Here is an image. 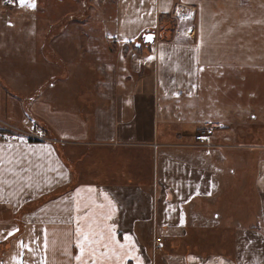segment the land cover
<instances>
[{
  "label": "crops",
  "instance_id": "1",
  "mask_svg": "<svg viewBox=\"0 0 264 264\" xmlns=\"http://www.w3.org/2000/svg\"><path fill=\"white\" fill-rule=\"evenodd\" d=\"M41 1L20 8L34 3L33 14L65 12L71 21L80 8L87 14L90 2L50 0L46 10ZM95 3L103 13L95 25L102 24L119 57L101 67L102 86L82 92L86 101L62 103L57 86L30 104L20 100L24 70L0 57V120L14 128L5 130L12 140L0 139V264H78L77 228L101 231L97 226L104 224L114 227L121 244L126 236L134 242L125 264H264V0ZM181 4L182 18L176 11ZM54 24L50 20L47 30ZM185 28L193 35L177 33ZM148 30L155 39L143 46ZM115 70L122 77L109 84L106 72ZM28 116L52 137L20 135ZM204 122L213 125L214 146L194 138ZM254 139L263 153L253 186L260 222L248 226L247 214L232 217V250L206 248L204 238L191 237L190 212L206 221L201 207L226 201L233 176L222 174L233 175L238 157H232ZM78 149L76 176L70 156ZM137 153L150 163L148 171ZM243 165L241 188L247 185ZM123 190L134 198L126 199ZM109 213L112 219L105 220ZM105 251L101 245L97 254Z\"/></svg>",
  "mask_w": 264,
  "mask_h": 264
},
{
  "label": "rangeland",
  "instance_id": "2",
  "mask_svg": "<svg viewBox=\"0 0 264 264\" xmlns=\"http://www.w3.org/2000/svg\"><path fill=\"white\" fill-rule=\"evenodd\" d=\"M3 1L0 0V57H9L11 61L20 62V66L16 68L20 69V72L24 70L23 73H25L27 79L20 76V100H24L30 104L39 97H45L49 90H52V87L57 86V92L61 96L62 103H79L80 100H85L83 97H86L87 94H82V92L87 91V87L89 89L92 87L93 89L94 87L103 85L102 80L104 78L101 75V67L107 66L106 64L108 63L112 64L113 60L118 61L119 55L117 46L113 41L104 38L102 24L99 27L95 25L97 21L101 22V18H103L100 6L95 3V0H90L87 14L81 16L80 8L79 13L71 21L68 17L64 16L65 12L55 15L49 12L46 14H33L32 8L21 9L19 0H8L7 3ZM42 1L40 3L41 7L48 10V7L52 5L51 1ZM105 12L106 10L104 9ZM52 19H56L57 25L54 24L52 26L53 29L50 31L47 30L46 24L50 20L52 21ZM34 20H37L36 22L40 24L35 31L32 28ZM67 23H69L68 29L63 30L64 25ZM81 25L87 29L88 33L81 31ZM40 32L43 34H40ZM53 34L56 35V40L51 38ZM68 41L71 49L68 46ZM142 45L145 46V42H142ZM87 57H89V62L87 61ZM66 59L68 63H65ZM71 60L72 63L70 62ZM68 64L69 66H67ZM81 65H83V70ZM119 72L116 70L114 73L109 71V76L106 72L105 79L108 80L109 84H113V77L114 79H121L122 76L119 75ZM57 73L62 76L60 81L55 76ZM195 115L198 116L197 114ZM28 117L25 120V122H28L27 125L20 121L19 126L20 135L25 137L28 136L27 132L30 129L29 120H33L37 126L42 128L40 121L37 123L32 116ZM8 129L14 128L12 125L5 124L0 120V133H8V131H5ZM196 130L197 128L193 133ZM50 135L52 137V133L44 131L42 137L48 138ZM256 143L254 139L249 143L250 148L248 147L242 154L232 157H238L237 159H233V175L222 174V177L233 176L232 188L228 191V198H226L224 203H222L223 201L221 203L216 202L217 205L201 207L203 214L208 216L206 218L208 220L199 221V219H194L190 212V219L192 221L191 237L200 236L204 238L201 242L206 245V248L212 250L221 248L232 250L231 247L234 245L236 227L234 226L235 224H230L227 221L232 217H245L247 214L249 217L243 223L248 224V226L260 222L258 217L259 204L253 186L257 172L259 171V161L263 159L261 158L263 157V153L261 149L252 145ZM73 153L70 156L72 167L74 172H77L76 176H79L78 170L80 165L78 158L80 151L79 149L78 151L74 150ZM137 156L138 160H147L146 158H142L138 153ZM153 165H155V158L153 159ZM242 165L244 166V171L245 169L248 171L247 174H243L247 180V185L244 188L238 185V180L241 176L239 168ZM148 166L150 167V163L148 165L147 161L144 162L143 168L146 171H148ZM122 193V196L124 195L126 199L129 196L134 198L132 196L133 191L123 190ZM215 212L219 214L217 219H214ZM136 213H139V210ZM214 221L216 222L214 223Z\"/></svg>",
  "mask_w": 264,
  "mask_h": 264
},
{
  "label": "snow or ice",
  "instance_id": "3",
  "mask_svg": "<svg viewBox=\"0 0 264 264\" xmlns=\"http://www.w3.org/2000/svg\"><path fill=\"white\" fill-rule=\"evenodd\" d=\"M26 2L27 0H19L21 6H23ZM28 7L35 8V4L28 3ZM188 15L191 16V13H189ZM145 39L148 41H152L153 36L147 35ZM196 51H199V49H197ZM152 59L153 57H148V60ZM105 198L107 199V197ZM77 210H79V206L77 207ZM111 219L112 213H109L107 216H105V220ZM97 227L101 228L102 230L97 231L91 225H89L86 230L83 228H77V246L80 249V254L75 257V260L78 262V264H90V261L91 264H125V259L135 248V244L131 240V237L126 236L124 239L125 241H127V243L121 244L115 238V231L113 226L104 224L98 225ZM105 232L107 233V235H105ZM101 245L105 249H107V251L97 254L98 248ZM47 246V234L45 233V249H47ZM137 259L139 260L138 257Z\"/></svg>",
  "mask_w": 264,
  "mask_h": 264
},
{
  "label": "built area",
  "instance_id": "4",
  "mask_svg": "<svg viewBox=\"0 0 264 264\" xmlns=\"http://www.w3.org/2000/svg\"><path fill=\"white\" fill-rule=\"evenodd\" d=\"M4 3H7L8 0H4ZM184 6L181 5H177V9L176 11H178V15L181 16L184 15L183 11ZM177 33H179L180 35H193V31L185 28L183 30H177ZM30 129L27 132L28 136L27 137H33V138H38V139H43L45 137H42V134L44 133V131L42 130L41 127L37 126V124H35L33 121H31V123L29 124ZM213 133V125L210 122H204L200 127L197 128L196 132L194 133V138L197 142H199L202 146H206V147H210V146H214V143L211 141V135ZM14 138V134L10 133V132H3L0 133V139L2 140H12ZM153 243L155 244V246H160L161 241L159 237L153 236Z\"/></svg>",
  "mask_w": 264,
  "mask_h": 264
},
{
  "label": "water",
  "instance_id": "5",
  "mask_svg": "<svg viewBox=\"0 0 264 264\" xmlns=\"http://www.w3.org/2000/svg\"><path fill=\"white\" fill-rule=\"evenodd\" d=\"M147 35H152V36H153V40H152V41H148V40H146L145 37H146ZM154 39H155V32H154V31H150V30L146 31V33L144 34V37H143V41H144L145 43H149V42H153ZM139 44H140V43L137 42V45H139Z\"/></svg>",
  "mask_w": 264,
  "mask_h": 264
},
{
  "label": "trees",
  "instance_id": "6",
  "mask_svg": "<svg viewBox=\"0 0 264 264\" xmlns=\"http://www.w3.org/2000/svg\"><path fill=\"white\" fill-rule=\"evenodd\" d=\"M171 26V25H170ZM29 138H31V137H29Z\"/></svg>",
  "mask_w": 264,
  "mask_h": 264
}]
</instances>
